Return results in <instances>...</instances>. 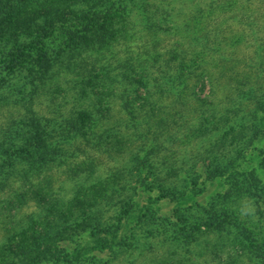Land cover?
Listing matches in <instances>:
<instances>
[{"label": "rangeland", "instance_id": "rangeland-1", "mask_svg": "<svg viewBox=\"0 0 264 264\" xmlns=\"http://www.w3.org/2000/svg\"><path fill=\"white\" fill-rule=\"evenodd\" d=\"M142 1H129L126 36L95 49L78 46L71 55L77 62L68 65L65 56L35 85L27 70L7 72L0 64V264H23L24 237L33 244L49 230L53 245L44 252L57 258L70 249L75 262L29 264H264V0H147L134 7ZM153 5L169 14L167 22ZM177 45L184 58L161 67L189 64L196 51L189 68L195 75L187 97L159 98L157 121L166 123L150 130L163 131L154 152L133 126L122 127L133 118L122 101L131 86L121 75L130 76L134 65L156 71L154 57ZM250 87L260 105L244 97ZM82 108L93 113V130L113 133L111 143L99 135L86 146L77 135L55 143L64 150L56 162L32 167L17 157L29 146L33 111L53 121L56 141ZM142 150L150 152L140 167L147 185L136 191L134 154ZM100 224L106 232L94 241Z\"/></svg>", "mask_w": 264, "mask_h": 264}, {"label": "trees", "instance_id": "trees-1", "mask_svg": "<svg viewBox=\"0 0 264 264\" xmlns=\"http://www.w3.org/2000/svg\"><path fill=\"white\" fill-rule=\"evenodd\" d=\"M129 1L131 0H0V50L3 52L0 64L7 68V72L16 69L27 70L34 85L37 80L44 81L47 75L46 71L54 67L56 63L61 62L60 64H62L64 62L62 59L65 56L68 65L71 61L77 62L78 58H72L71 55L76 53L75 50L78 46L95 49L117 43L118 40L126 36L129 14L132 10ZM145 1L147 0L134 2V7H140ZM148 1L151 2V0ZM153 6L156 11L155 14L164 15L162 19L167 22L169 14L163 10L164 8ZM150 7L147 5L144 10L147 14L150 12ZM245 24L251 26L252 23ZM258 25L260 30L264 28V22ZM258 47L260 51L264 49V40L259 42ZM183 48L184 45H177L165 56H155L150 66L158 65L161 67L159 63L161 61L167 65L176 60L181 61L179 58L185 56ZM195 54L196 51L189 54V64L161 67L150 73L145 71V66H141V69L137 71V65H134L131 74H129L130 76L126 73L121 75L123 80H129V86H131L132 94L124 96L125 98H122V101L133 118L131 125L127 122V125L125 124L122 127L133 126V133L141 137L142 140L144 139V144L152 143L151 148L154 152L162 144V140L159 141L158 136L163 134V131L157 133L156 131L150 132V130L155 122H157L155 125L157 129L166 123V120L162 118L157 121L156 109H160L159 98L172 96L180 99L187 97V94L189 95V91L184 95V90L188 86L191 77L195 75L189 71L191 62H193L192 56H195ZM262 56H264V50L260 53L259 61H261ZM200 78L202 79V76ZM92 79V76H90L88 82H92ZM150 82L153 83L154 90L149 89ZM242 83L248 84L245 80ZM243 90L245 98L256 99L251 87L250 90L245 91V88ZM122 93H120L121 97L124 95ZM135 100H142L143 103L135 105ZM255 103L260 105L262 102L256 99ZM145 106L151 108V110H148ZM32 116L33 128L30 131L29 146L19 149L17 154L21 161L32 167L60 160L64 155V150L61 146L55 144L58 141L64 142L77 135L85 138L86 146L95 141L99 135L105 136L107 144L112 141L113 133L108 135L109 130L103 128L93 130V125L89 124V121L95 118H92L93 113L86 108L75 110L68 124L60 130L62 134L56 141L53 139L52 134L54 133L53 121L47 116L38 115L35 111H33ZM170 121L176 123L177 114ZM114 127L115 129L112 130H120L121 125H115ZM105 152L108 153V150ZM142 152V154H134L139 171L136 178V181H138V187L135 186L136 191H140L147 185V177L142 176L140 167L149 157L150 152L144 150ZM262 154L264 155V150H262ZM217 168L222 169L218 166ZM245 179L250 183L253 182V179L248 175ZM130 211H127L130 215L128 219L134 216L135 209ZM98 226L91 231L94 241L99 238L100 231L106 232V227L102 224H100V228ZM49 233L50 230L46 233L42 232L41 239L33 244L26 243V237H24L22 246L25 250L20 253L27 257V260L24 259L23 264H29V259L33 260L32 263H37L42 258H55L56 254L54 252H44L42 247L46 245L52 248L53 244L50 241L47 242L50 237ZM69 250L64 254L59 253L54 261L68 260L75 262L77 256H74V251Z\"/></svg>", "mask_w": 264, "mask_h": 264}, {"label": "clouds", "instance_id": "clouds-1", "mask_svg": "<svg viewBox=\"0 0 264 264\" xmlns=\"http://www.w3.org/2000/svg\"><path fill=\"white\" fill-rule=\"evenodd\" d=\"M249 211H254V209H250ZM242 214L247 215V214H248V211H243V210H242Z\"/></svg>", "mask_w": 264, "mask_h": 264}]
</instances>
